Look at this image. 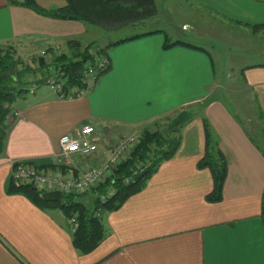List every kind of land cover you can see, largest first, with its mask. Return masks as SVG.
Listing matches in <instances>:
<instances>
[{
	"label": "crops",
	"instance_id": "obj_1",
	"mask_svg": "<svg viewBox=\"0 0 264 264\" xmlns=\"http://www.w3.org/2000/svg\"><path fill=\"white\" fill-rule=\"evenodd\" d=\"M36 1L45 8L66 3ZM155 5L153 16L136 23L145 28L138 33L162 31L107 49L111 67L83 96L61 98L37 82L13 100L0 155V264H264V152L252 139L257 130L253 117L243 112L239 119L218 97L221 87L209 47L185 39L210 24H262L264 0H155ZM162 10L168 12V26L179 24L183 35L167 25L146 29ZM89 32L81 21L46 17L0 0V47L12 46L16 56L35 58L61 44L60 38L84 45L75 36ZM166 35L207 51L184 45L165 49ZM38 41L46 43L36 53ZM243 76L242 90L254 93L264 123V66L245 67ZM234 89L228 82V90ZM183 109L191 118L181 126L178 150L161 163L143 190L119 209L103 212L106 236L91 253L82 254L74 246L70 218L62 209L40 206L26 194L9 190L13 163L32 160L40 169L53 167L65 133L91 124L99 138L98 153L75 156L74 171L80 173L81 166L100 163L127 135L153 129ZM204 117L228 161L220 202L207 200L214 179L208 167L199 166L206 153Z\"/></svg>",
	"mask_w": 264,
	"mask_h": 264
},
{
	"label": "trees",
	"instance_id": "obj_2",
	"mask_svg": "<svg viewBox=\"0 0 264 264\" xmlns=\"http://www.w3.org/2000/svg\"><path fill=\"white\" fill-rule=\"evenodd\" d=\"M10 2L26 6L46 17L81 21L109 30L136 24L153 16L156 10L155 0H66L65 5L55 8H45L36 0H10ZM251 27L255 32H259L264 30V23L254 24ZM158 31L162 30L137 33L120 38L100 48L97 55L91 52L89 46L82 48L81 42L71 39L68 41L70 52L63 51L59 56L52 58L51 61L46 60L44 55L33 58L38 63L36 68L26 62L24 57L16 56L15 48H12V46L0 47V155L4 152L7 143L8 131L11 125L8 118L12 111L13 98L17 94L29 90L28 84L31 80L27 79V75L38 71L41 73L38 82L45 83L42 77H45L50 67L54 65L69 75L72 82L79 83L86 64L96 62L99 57L107 53V49L110 47ZM166 38L165 49L176 45H184L207 51L206 48L188 41H171L168 35H166ZM254 66H264V64ZM170 120L171 117L167 116L166 122H158L155 128L144 129L141 132V138L131 155L120 165L115 166L112 178L101 183L94 190L97 199L93 201L90 208L79 203L77 201L79 196L75 194L65 195L59 201H45L42 198L41 191L36 187L31 184H18L12 175L9 190L26 194L40 206L60 208L68 218L77 213L76 230H72L74 246L82 254L91 253L106 236L107 226L102 217L103 212L119 209L130 196L143 190L161 163L171 158L178 150L181 144L180 129L182 125L168 130L167 126ZM204 125L206 153L200 160L199 166L201 168L208 167L214 179V188L207 196V200L220 202L223 199V189L229 171L228 161L225 153L219 147L211 123L206 117H204ZM252 139L260 147L256 138L253 137ZM16 165L17 163L13 165V168ZM109 192H112V194L108 195L105 201H102L101 195ZM261 213L264 216V191Z\"/></svg>",
	"mask_w": 264,
	"mask_h": 264
},
{
	"label": "built area",
	"instance_id": "obj_3",
	"mask_svg": "<svg viewBox=\"0 0 264 264\" xmlns=\"http://www.w3.org/2000/svg\"><path fill=\"white\" fill-rule=\"evenodd\" d=\"M62 52L61 44H57L42 50L41 55L51 61ZM110 67L111 58L105 54L99 57L96 62L86 64L79 83L72 82L69 75L54 65L42 78H44L45 84L53 88L61 98L73 99L83 96L87 88L95 84ZM140 138L141 132L127 135L110 150L108 156L100 163L88 162L80 167V173H75L73 163L76 155L89 157L100 151V142L99 138L95 136L94 126L86 124L78 131L68 132L61 136L60 151L55 166L39 169L32 160H20L13 163V165L15 163L17 165L12 170V176L18 184H31L41 193L51 190H61L63 196L95 193L94 190L101 183L112 178L115 166L120 165L131 155ZM110 194L112 192L101 195V200L105 201ZM76 217L77 213L69 219L73 231L76 230Z\"/></svg>",
	"mask_w": 264,
	"mask_h": 264
},
{
	"label": "rangeland",
	"instance_id": "obj_4",
	"mask_svg": "<svg viewBox=\"0 0 264 264\" xmlns=\"http://www.w3.org/2000/svg\"><path fill=\"white\" fill-rule=\"evenodd\" d=\"M164 14L167 16L168 12L162 10V12L159 13V20L157 21L155 19L154 23L153 19V22H149L145 26L146 29L167 25L169 31L177 33L178 35H183L182 29L178 27L179 24L173 25L172 28L168 26L169 19H167ZM82 23L86 24L84 22ZM174 23L176 24V22ZM211 23L213 22L211 21ZM88 27L90 30L89 34L83 35V37L80 35L75 37L76 39L84 42V45L89 46L91 52L95 53L96 55L98 50L105 47L109 41H115L119 38L131 36L135 33L145 30V28L140 24L133 26H121L113 30L104 29L102 27L89 24ZM201 32L202 33L193 31L191 32L190 36H187L185 39L209 47L215 64L216 75L221 87L219 89L218 97L228 105L233 113H236L239 119L245 115L243 112H245L247 115L250 114L251 117H253L251 123L253 125L254 131L257 129L255 131L256 141L264 149V123L261 119V111L258 104H255L254 97L252 96L254 93L250 92V90H242L243 85L246 84L245 78L243 76L245 67L256 64H264V30L255 32L251 27H240L228 22L226 23V27L214 26L211 24L208 27L204 26ZM69 39L70 38H60L57 40L61 42L62 49L67 52H70L68 45ZM45 43V41H38L35 44L33 50L37 53L42 47L45 46ZM84 45H82V48H84ZM25 60L34 68L38 66V63L32 58V56L26 57ZM40 77L41 73L38 71L27 75V79H33L31 82L29 81L30 85H32L34 82L37 83ZM228 82L234 83V90H228ZM15 97L16 96L13 98L14 100ZM193 106L194 107H191L190 109L194 110L196 106ZM246 123H244V126L248 125ZM251 123H249L250 126ZM211 126L213 128L212 123ZM64 197L65 195L63 198Z\"/></svg>",
	"mask_w": 264,
	"mask_h": 264
},
{
	"label": "water",
	"instance_id": "obj_5",
	"mask_svg": "<svg viewBox=\"0 0 264 264\" xmlns=\"http://www.w3.org/2000/svg\"><path fill=\"white\" fill-rule=\"evenodd\" d=\"M191 114L187 109L181 110L178 114H176L169 122L167 129H173L177 126L183 125L188 120H190ZM246 132L251 136L248 125L244 126ZM42 198L45 201H59L63 198V194L61 190H51L42 193ZM97 199L96 193L87 194L85 196H81L77 198L79 203L84 204L87 208H90L93 201Z\"/></svg>",
	"mask_w": 264,
	"mask_h": 264
}]
</instances>
